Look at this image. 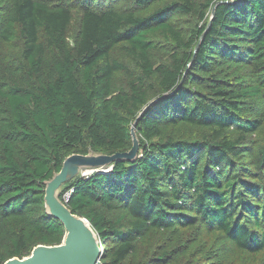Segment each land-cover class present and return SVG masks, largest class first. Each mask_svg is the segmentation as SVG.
Wrapping results in <instances>:
<instances>
[{
    "label": "trees",
    "instance_id": "obj_1",
    "mask_svg": "<svg viewBox=\"0 0 264 264\" xmlns=\"http://www.w3.org/2000/svg\"><path fill=\"white\" fill-rule=\"evenodd\" d=\"M118 1L4 0L0 264L61 242L45 181L70 154L129 150L131 126L153 99L134 128L135 161L78 176L60 194L94 230L102 263L171 264L173 250L158 254L156 242L126 259L153 231L197 224L221 238L219 254L229 242L235 255L262 256L264 0ZM121 43L136 71L109 58ZM115 73L128 76L123 86Z\"/></svg>",
    "mask_w": 264,
    "mask_h": 264
},
{
    "label": "water",
    "instance_id": "obj_2",
    "mask_svg": "<svg viewBox=\"0 0 264 264\" xmlns=\"http://www.w3.org/2000/svg\"><path fill=\"white\" fill-rule=\"evenodd\" d=\"M158 99L151 100L137 115L131 126L132 146L129 150L105 154L89 150L87 154H70L66 156L59 171L45 181L44 206L46 213L58 219L64 227V235L59 244L37 245L28 256L13 257L3 264H83L93 255L100 257V242L86 218L73 214L60 201L65 184L76 177L84 175L80 170L89 172H106L112 169L116 162H133L139 152V140L134 131L136 122L148 107ZM85 222V224H84ZM91 264V261L89 262Z\"/></svg>",
    "mask_w": 264,
    "mask_h": 264
},
{
    "label": "rangeland",
    "instance_id": "obj_3",
    "mask_svg": "<svg viewBox=\"0 0 264 264\" xmlns=\"http://www.w3.org/2000/svg\"><path fill=\"white\" fill-rule=\"evenodd\" d=\"M59 1H62L67 5L69 4V0ZM116 5L122 8L132 9L129 0H120L116 3ZM4 8L5 2L4 0H0V23L5 14V12L3 11ZM80 19V10L78 8H75L74 5L72 11V20L67 26V41L70 47H73L78 37ZM124 45V43H121L114 46L109 53V58L121 61L122 63L126 64L131 69L136 71L137 68L135 64L127 57L124 52ZM2 47L3 45H0V54L3 55L5 53H1L3 50ZM151 55L154 60L159 59L161 56V54H158L157 52H151ZM127 78L128 76L123 73H115L113 75V84L115 85V87L123 86ZM259 106H256L255 104L256 110L259 109ZM89 170L90 169H83L80 170V173L87 175L91 173L89 172ZM59 200L61 201V198ZM213 236H215L216 239H214ZM218 240L221 241V238H219L215 233L212 232L205 233L203 226L200 224H197L196 226H189L187 228H173L171 230L169 229L165 231H153L146 238L137 240L136 247L137 249H139V252L129 255L126 261L131 260L134 257L138 258L139 256H141V254L145 253L146 250L148 252V255L150 253V251L148 250L149 246H153L154 242H156V244L159 245V248L161 247L158 251V254L162 250H173V253H171L168 258V261L171 264H218L220 261L226 262L227 259L230 260L229 262H233L234 264H249V262L253 259L256 260V262H259L260 260L264 262V253L262 256L257 258H253L250 256L248 257L242 254L235 255V253L237 252H234L232 245H230L229 242L222 243L225 251L222 254H219L220 250L217 247ZM213 242H216V244H214ZM99 248L101 250V253H103V245H99ZM101 253L100 257L97 258L95 255H93V259H90L89 257L88 261H83V264H89L90 261L91 264H103ZM222 257H224L225 260L222 259ZM229 262L227 261V263Z\"/></svg>",
    "mask_w": 264,
    "mask_h": 264
},
{
    "label": "bare ground",
    "instance_id": "obj_4",
    "mask_svg": "<svg viewBox=\"0 0 264 264\" xmlns=\"http://www.w3.org/2000/svg\"><path fill=\"white\" fill-rule=\"evenodd\" d=\"M84 224H85V222H84Z\"/></svg>",
    "mask_w": 264,
    "mask_h": 264
},
{
    "label": "clouds",
    "instance_id": "obj_5",
    "mask_svg": "<svg viewBox=\"0 0 264 264\" xmlns=\"http://www.w3.org/2000/svg\"><path fill=\"white\" fill-rule=\"evenodd\" d=\"M92 173V172H91ZM90 174V173H89Z\"/></svg>",
    "mask_w": 264,
    "mask_h": 264
}]
</instances>
